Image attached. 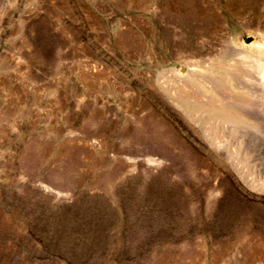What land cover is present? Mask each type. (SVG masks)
Instances as JSON below:
<instances>
[{
  "label": "rangeland",
  "instance_id": "obj_1",
  "mask_svg": "<svg viewBox=\"0 0 264 264\" xmlns=\"http://www.w3.org/2000/svg\"><path fill=\"white\" fill-rule=\"evenodd\" d=\"M263 42L264 0H0V264H264Z\"/></svg>",
  "mask_w": 264,
  "mask_h": 264
},
{
  "label": "bare ground",
  "instance_id": "obj_2",
  "mask_svg": "<svg viewBox=\"0 0 264 264\" xmlns=\"http://www.w3.org/2000/svg\"><path fill=\"white\" fill-rule=\"evenodd\" d=\"M262 41H263V39H262ZM258 42V41H257ZM260 43V42H259ZM255 44V43H254ZM253 44V45H254ZM263 44H264V42H263ZM262 45V44H261ZM233 46V45H232ZM242 46V45H241ZM234 47V46H233ZM232 47V48H233ZM260 47H262V46H260ZM256 48V47H255ZM263 49H264V47H263ZM233 50H234V48L232 49V52H233ZM237 49H235V51H236ZM235 51H234V53H235ZM257 51V50H256ZM231 52V53H232ZM239 52H243L242 50H240L239 49ZM250 52V51H249ZM253 52V51H252ZM255 52V51H254ZM230 53V54H231ZM240 53V54H241ZM237 54H239V53H237ZM237 54H235V55H237ZM245 53L243 52V55H244ZM255 54V53H254ZM243 55H242V57H243ZM246 55V54H245ZM224 56V55H223ZM226 56V55H225ZM253 56V55H252ZM257 56V55H256ZM222 57V56H221ZM227 57V56H226ZM245 57V56H244ZM259 57V56H258ZM230 58H231V56H230ZM246 58H247V56H246ZM248 58H250L249 56H248ZM259 59H261V57L259 58ZM212 60V59H211ZM240 60V59H239ZM253 60V59H252ZM251 60V58H250V61H252ZM219 61H221V60H219ZM218 61V62H219ZM225 61V60H224ZM242 61H243V59H242ZM249 61V60H248ZM249 61V62H250ZM258 61V60H257ZM214 62V61H213ZM217 62V61H216ZM223 62V61H222ZM233 62V61H232ZM236 62V61H235ZM221 63V62H220ZM237 63V62H236ZM240 63V62H239ZM244 63H246V62H244ZM228 64V63H227ZM232 64V63H231ZM243 64V63H242ZM262 65V67H264V62H260L259 63V65ZM241 65V64H240ZM209 66V65H208ZM207 66V67H208ZM216 66V65H215ZM248 66V65H247ZM250 66V65H249ZM254 66V65H253ZM256 66V65H255ZM259 66H257V67H254L253 69L255 70L256 68H258ZM261 67V66H260ZM227 68V67H226ZM235 68H237V67H235ZM241 68V67H240ZM243 68H245V67H243ZM211 69V68H210ZM212 69H214V68H212ZM220 69V68H219ZM248 69V68H247ZM258 69H260V68H258ZM257 69V70H258ZM206 70V69H205ZM221 70H223V69H221ZM232 70H233V68H232ZM239 70V69H238ZM253 70V71H254ZM262 70V69H261ZM199 71H202V69L201 70H199ZM204 71V70H203ZM210 71V70H209ZM213 71V70H212ZM216 71V70H215ZM219 71V70H218ZM224 71V70H223ZM222 71V72H223ZM229 71H230V69H229ZM242 71V70H241ZM240 71V72H241ZM249 71H250V69L247 71L248 73H249ZM264 71V70H263ZM206 72V71H205ZM204 72V73H205ZM259 72V71H258ZM182 73V72H181ZM181 73H179L180 75H181ZM208 73V72H207ZM220 73V72H219ZM229 73H231V72H229ZM260 73V72H259ZM209 74V73H208ZM212 74V73H211ZM216 74V73H215ZM236 74V73H235ZM261 74V73H260ZM189 75V74H188ZM214 75V74H213ZM232 75V74H231ZM234 75V74H233ZM238 75H240V74H238ZM257 75V74H256ZM264 75V74H263ZM186 76H187V74H186ZM206 76H207V74H206ZM217 76V75H216ZM235 77H236V75H234ZM242 76V75H241ZM254 76V75H253ZM180 77V76H179ZM213 77V76H212ZM239 77V76H238ZM248 77V76H247ZM250 77V76H249ZM252 77V76H251ZM193 78V77H192ZM213 78H215V77H213ZM228 78V77H227ZM257 78H258V76H257ZM257 78H255L254 80H253V82L257 79ZM201 79V78H200ZM230 79V78H229ZM240 79V78H239ZM197 80V79H196ZM216 80V79H215ZM231 80V79H230ZM235 80V79H234ZM258 81H259V78L257 79ZM200 81V80H199ZM218 81V80H217ZM237 81H238V78H237ZM261 81V80H260ZM181 82H183V81H181ZM187 82H188V80H187ZM187 82H185V83H187ZM249 83V84H246L245 82H243V85H242V87H243V89H245L244 90V92H247L246 93V95H243V97L241 98V99H238V98H232V99H230L229 101L228 100H226V99H224V100H226V101H228V105H230L229 107L231 108V109H233L234 110V112L232 113L231 111H230V113H232V115H229V116H231V117H229L228 118V120L229 121H233V122H237L239 119H240V117H242V120L244 119V120H246V122H247V124H244L245 126V128H244V143H247V144H250V145H257V147L259 146V151H262V152H264V103L263 102H261V101H257L256 100V96H257V94L259 95L261 92H260V90H261V88L258 86V85H256V83ZM232 83H233V81H232ZM240 84V83H239ZM264 87V86H263ZM240 89H242V88H240ZM264 91V90H263ZM231 95V94H230ZM229 95V96H230ZM232 97V96H231ZM222 101H223V99H222ZM212 103H215V102H212ZM224 103V102H223ZM213 106V105H212ZM220 106V105H219ZM219 106H218V109H219ZM220 107H222V106H220ZM225 107V106H224ZM226 108V107H225ZM221 109V108H220ZM188 111V110H187ZM229 111V110H228ZM217 112V111H216ZM226 112V111H225ZM235 112H237V114L238 115H236L235 114ZM197 114V113H196ZM228 115V114H227ZM225 116V115H224ZM225 118V117H224ZM223 119V118H222ZM225 119H227V118H225ZM241 120V121H242ZM243 120V121H244ZM229 121H228V123H229ZM240 121V120H239ZM242 121V122H243ZM245 122V121H244ZM243 122V123H244ZM245 122V123H246ZM249 122V123H248ZM240 123V122H239ZM231 128H238L239 126L238 125H236V124H232L231 126H230ZM243 127V126H242ZM209 133V132H208ZM231 133V132H230ZM212 136H214V135H212ZM242 137V136H241ZM214 140V139H213ZM243 140V139H242ZM241 141V140H240ZM213 142V141H212ZM216 142V141H215ZM241 143V142H240ZM242 143H243V141H242ZM241 143V144H242ZM215 144V143H214ZM248 147V146H247ZM246 147V148H247ZM257 149V148H256ZM250 150V149H249ZM252 150V149H251ZM222 155V154H221ZM264 186V185H263Z\"/></svg>",
  "mask_w": 264,
  "mask_h": 264
}]
</instances>
